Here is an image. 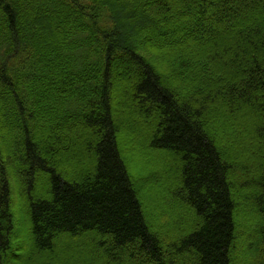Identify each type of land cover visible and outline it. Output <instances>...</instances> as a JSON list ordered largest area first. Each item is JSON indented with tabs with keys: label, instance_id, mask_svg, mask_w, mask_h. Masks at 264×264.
<instances>
[{
	"label": "trees",
	"instance_id": "obj_1",
	"mask_svg": "<svg viewBox=\"0 0 264 264\" xmlns=\"http://www.w3.org/2000/svg\"><path fill=\"white\" fill-rule=\"evenodd\" d=\"M10 259L264 264V0H0Z\"/></svg>",
	"mask_w": 264,
	"mask_h": 264
},
{
	"label": "rangeland",
	"instance_id": "obj_2",
	"mask_svg": "<svg viewBox=\"0 0 264 264\" xmlns=\"http://www.w3.org/2000/svg\"><path fill=\"white\" fill-rule=\"evenodd\" d=\"M155 45H157V47H159V44H155ZM126 62V61H125ZM122 64V63H121ZM119 67V68H118ZM128 68H129V70L126 68H120V65H116V69L117 70H121V71H123V74L125 75L124 76V78L125 79H128L129 78V75H130V69H131V65L129 66H127ZM121 79H123V77H121ZM21 221H19V222H17V225H16V230H17V238H15L16 239V241H15V243H17L18 242V239L20 238L22 241H24V236H25V233L23 232L24 230H22V232H21V229H22V226H20L21 224ZM10 262H11V264H14V261L13 260H9Z\"/></svg>",
	"mask_w": 264,
	"mask_h": 264
}]
</instances>
